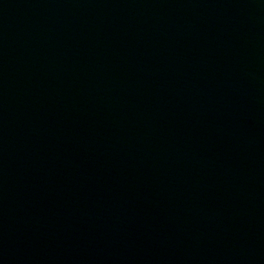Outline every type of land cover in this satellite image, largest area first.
Wrapping results in <instances>:
<instances>
[{"label":"water","instance_id":"95a60500","mask_svg":"<svg viewBox=\"0 0 264 264\" xmlns=\"http://www.w3.org/2000/svg\"><path fill=\"white\" fill-rule=\"evenodd\" d=\"M0 264H264V0H0Z\"/></svg>","mask_w":264,"mask_h":264}]
</instances>
